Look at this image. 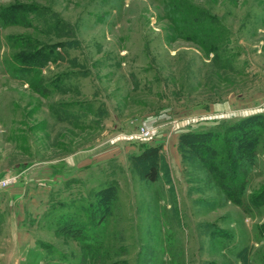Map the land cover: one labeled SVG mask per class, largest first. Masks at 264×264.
<instances>
[{"label": "rangeland", "instance_id": "obj_1", "mask_svg": "<svg viewBox=\"0 0 264 264\" xmlns=\"http://www.w3.org/2000/svg\"><path fill=\"white\" fill-rule=\"evenodd\" d=\"M256 113L264 0H0V175L58 173L5 208L0 264H264V117L240 202L182 134Z\"/></svg>", "mask_w": 264, "mask_h": 264}, {"label": "trees", "instance_id": "obj_2", "mask_svg": "<svg viewBox=\"0 0 264 264\" xmlns=\"http://www.w3.org/2000/svg\"><path fill=\"white\" fill-rule=\"evenodd\" d=\"M13 8L15 7L7 6L4 8V13L2 14L8 20H11V18H19L20 14L26 10L21 9V11ZM204 31V34L202 33L201 35H203L206 46H209L212 50L214 48L212 47L213 40H210L211 32L207 31L206 28ZM31 54L33 58L26 62V64H30H27L28 66H26L24 62V67L30 68L32 67V64H35V62V65L43 64V62L51 55L49 50L45 51L42 49L34 51ZM29 65L31 66L29 67ZM263 117V113H256L242 117L227 125L221 132L215 130H204L182 133L185 134V136L189 135V137L193 138L192 141L187 142L188 145L196 150L195 152L200 154V157L206 161L211 168L220 171V175H217L218 178L223 180L222 184L226 188L228 194L232 196L234 200L239 202L241 200V191L244 190V175L246 174V168L244 167L242 169L240 165L242 163L246 165V163H250L253 160L259 141V132L263 123ZM182 137L184 138V136ZM182 137L180 143L185 140V138L183 140ZM143 145L142 150L138 153H134V156L145 157V154L149 153L152 155V159H149L150 162L148 161L147 171L144 175L148 179H154L159 172L160 165L158 145H148V143ZM217 151L218 155L215 156L214 154ZM261 195V198H264V189L261 192ZM254 200H256V198Z\"/></svg>", "mask_w": 264, "mask_h": 264}, {"label": "crops", "instance_id": "obj_3", "mask_svg": "<svg viewBox=\"0 0 264 264\" xmlns=\"http://www.w3.org/2000/svg\"><path fill=\"white\" fill-rule=\"evenodd\" d=\"M54 169L51 166V163H49L48 165L34 163L28 166H17L15 168V171H11V170L2 171V173L5 172L18 173L19 180L16 184H14V186L12 185L13 187L3 188L4 191L0 190V221L2 216H4V213L6 212L5 211L6 207L9 209L10 208L16 209L17 205L24 207V203L27 202L25 199H23L22 202L16 200L17 195L22 194L23 190L27 189V193L30 194L32 193L35 195V197L40 192L41 194L42 193L48 194V196L51 195V193L55 190L56 188L55 186L57 183L56 179L58 173L55 172ZM46 174H48L47 177ZM11 197L15 199H12ZM35 197H33L31 200L28 199V203L32 202L33 206H37L39 199L37 200L35 199ZM20 215H23V213ZM23 216H21V218Z\"/></svg>", "mask_w": 264, "mask_h": 264}, {"label": "built area", "instance_id": "obj_4", "mask_svg": "<svg viewBox=\"0 0 264 264\" xmlns=\"http://www.w3.org/2000/svg\"><path fill=\"white\" fill-rule=\"evenodd\" d=\"M154 131L152 129H145L141 133L149 137L152 135ZM19 180V174L15 172H5L2 175H0V189H3L5 187L12 186L16 184Z\"/></svg>", "mask_w": 264, "mask_h": 264}]
</instances>
